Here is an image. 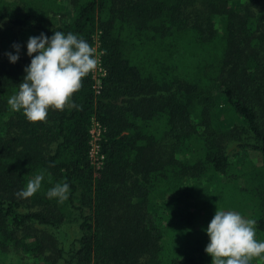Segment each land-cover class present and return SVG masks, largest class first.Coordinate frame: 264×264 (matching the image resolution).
I'll use <instances>...</instances> for the list:
<instances>
[{
  "label": "trees",
  "instance_id": "1",
  "mask_svg": "<svg viewBox=\"0 0 264 264\" xmlns=\"http://www.w3.org/2000/svg\"><path fill=\"white\" fill-rule=\"evenodd\" d=\"M54 31L98 42L105 75L32 123L7 103L32 57L0 60V264H212L217 209L264 241V0H0L2 50Z\"/></svg>",
  "mask_w": 264,
  "mask_h": 264
},
{
  "label": "clouds",
  "instance_id": "2",
  "mask_svg": "<svg viewBox=\"0 0 264 264\" xmlns=\"http://www.w3.org/2000/svg\"><path fill=\"white\" fill-rule=\"evenodd\" d=\"M13 48L16 54L6 55L15 64L20 46L14 44ZM27 54L32 57L31 63L24 69L26 75L18 92L8 99L10 108L22 111L32 123L44 121L49 109L80 110L82 106L73 102L72 97L80 90L82 80L97 68L96 49L71 32L65 35L54 31L51 38L44 33L29 37ZM43 179L42 174L36 175L16 196L32 197L40 189ZM69 193L68 183H57L47 196L63 202ZM256 224V220L246 219L236 211L217 209L206 229L210 242L205 252L212 257V264H251L253 259L264 256V241L256 239Z\"/></svg>",
  "mask_w": 264,
  "mask_h": 264
},
{
  "label": "rangeland",
  "instance_id": "3",
  "mask_svg": "<svg viewBox=\"0 0 264 264\" xmlns=\"http://www.w3.org/2000/svg\"><path fill=\"white\" fill-rule=\"evenodd\" d=\"M96 41H97V38H96ZM94 49H96V58L98 60V65H97V68L94 71H92V73H93V79H94L95 86H100L101 79L103 78L105 74L100 64V51H99L98 42H96ZM7 53H10V52L4 51L0 48V60H7L8 59V56L6 55ZM28 57L29 56L27 55H21L19 56V59H26ZM101 135H102V132L99 126H97L96 124H94V122H92V124L90 125L89 156H90L91 164L94 167V170H97V171L101 169V166H102L101 160L98 156L99 149H97L98 143L101 139ZM250 160L256 166H260L262 164V158L257 153L250 154ZM244 218L248 219L247 217H244ZM66 227L68 228H66L65 230H67V233L72 237L73 230L69 226H66ZM31 262L32 260H29V259L25 260V264H30Z\"/></svg>",
  "mask_w": 264,
  "mask_h": 264
},
{
  "label": "built area",
  "instance_id": "4",
  "mask_svg": "<svg viewBox=\"0 0 264 264\" xmlns=\"http://www.w3.org/2000/svg\"><path fill=\"white\" fill-rule=\"evenodd\" d=\"M95 89H96V91L98 90V89H100V86H95ZM94 124H96V123H94ZM97 126H99L98 124H96ZM100 128V127H99ZM97 149H98V146H97Z\"/></svg>",
  "mask_w": 264,
  "mask_h": 264
}]
</instances>
